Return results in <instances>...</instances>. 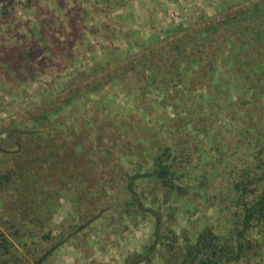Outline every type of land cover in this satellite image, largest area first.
<instances>
[{
    "label": "rangeland",
    "instance_id": "1",
    "mask_svg": "<svg viewBox=\"0 0 264 264\" xmlns=\"http://www.w3.org/2000/svg\"><path fill=\"white\" fill-rule=\"evenodd\" d=\"M254 34L264 38V0H0V175H11L0 264H169L173 234L233 227L253 108L236 105L232 82L230 110L208 105L206 69L222 79L230 43L243 53ZM198 42L220 49L204 68ZM174 56L182 80L163 76ZM165 145L186 193L143 175ZM250 235L253 250L229 264H264V234Z\"/></svg>",
    "mask_w": 264,
    "mask_h": 264
},
{
    "label": "trees",
    "instance_id": "2",
    "mask_svg": "<svg viewBox=\"0 0 264 264\" xmlns=\"http://www.w3.org/2000/svg\"><path fill=\"white\" fill-rule=\"evenodd\" d=\"M2 14L3 16H8V11L5 7H3ZM243 34L246 35V31ZM253 39L243 53L239 52L235 45L230 43L227 49L229 53L226 64L231 65H229L230 67L227 70L222 71L224 75L222 79H214L213 73L216 66L208 71L206 69L208 91L205 101L208 105L212 104L216 107H222L224 110H230L229 106L234 105L228 93L230 91V82H232L239 96L236 105L238 106L239 100L243 98V100H240L239 105L251 103L253 108H250L252 111L248 115L246 114L244 118V121L250 118L249 122L251 123L248 125L242 124L243 135L245 136L244 141L247 142L249 147L247 163H244L238 169V179L233 185V192L236 198L234 202L239 208V211H236L237 219L234 220V226L229 227L224 233H218L214 227L207 226L196 237L185 235L181 243L178 236L173 234L164 244L169 251L171 250L169 264H229L233 261H240L255 246L250 232L255 230L256 233L264 234V120L258 116L260 111L254 104L257 97H264V38L257 37L254 34ZM206 49L207 47L202 42H198V45L192 49L193 53L190 54L192 61L197 62L200 68H204L202 60L205 57L215 60L217 58L216 53L220 51L218 45H213L211 53L205 51ZM177 54L180 55V52ZM174 57L169 62L172 68H167L168 70L163 72V76L175 69L176 75H182L180 77L182 80L183 75H188V70L176 62L177 56ZM175 62L176 65L174 64ZM156 78H158L157 75H155L154 79ZM228 78H231V80H228ZM157 83L158 85L162 84L160 81H157ZM245 89L253 90L254 95L250 94L248 97L249 91L246 93L244 92ZM262 106L264 107V101ZM47 117L48 114H42L37 120ZM50 153L48 152V154ZM177 157L178 155L173 153L171 146L165 145L161 147L158 153L153 156L152 171L150 173L145 172L143 175L154 176L163 187L170 190L186 193L185 180L187 172L176 168L175 159ZM43 159L46 161L47 157L45 156ZM140 176L142 175L138 173L131 178L135 180ZM10 177V173L0 175V183H3L4 179H10ZM25 177L22 176V183L32 186L33 177H27L28 179ZM158 232L157 227L154 236L155 241L149 251L153 249L156 239L159 238ZM226 235L229 238H226ZM10 246L9 239L0 233V254L9 253ZM148 254L149 252H146L144 257L147 258ZM137 258L139 259V256ZM126 264L135 263L133 260H129Z\"/></svg>",
    "mask_w": 264,
    "mask_h": 264
}]
</instances>
